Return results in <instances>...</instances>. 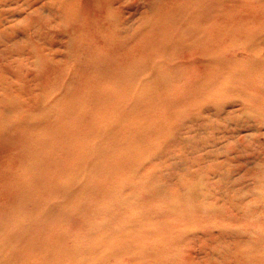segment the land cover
<instances>
[{"label": "rangeland", "instance_id": "1", "mask_svg": "<svg viewBox=\"0 0 264 264\" xmlns=\"http://www.w3.org/2000/svg\"><path fill=\"white\" fill-rule=\"evenodd\" d=\"M0 264H264V0H0Z\"/></svg>", "mask_w": 264, "mask_h": 264}]
</instances>
